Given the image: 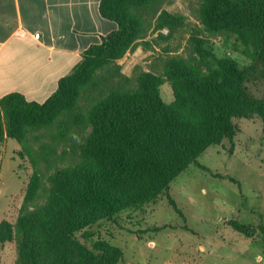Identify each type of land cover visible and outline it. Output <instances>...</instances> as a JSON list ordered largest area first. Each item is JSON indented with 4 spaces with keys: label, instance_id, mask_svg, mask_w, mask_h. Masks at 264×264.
Returning <instances> with one entry per match:
<instances>
[{
    "label": "trees",
    "instance_id": "1",
    "mask_svg": "<svg viewBox=\"0 0 264 264\" xmlns=\"http://www.w3.org/2000/svg\"><path fill=\"white\" fill-rule=\"evenodd\" d=\"M159 2L101 0V15L115 21L116 30L84 52L45 102L27 100L19 92L0 98V141L7 136L26 146L30 131L50 124L59 111L70 110L80 96L82 79L96 64L120 58L152 26L155 14L145 17L141 10ZM199 4L203 30L234 35L239 49L264 61V0ZM162 18L170 28L185 24L183 16L166 11L157 20ZM187 42V55L163 58L164 71L122 74L100 89L85 114L69 125L79 128L78 140H71L79 143L80 152L75 158L71 153L72 161L65 162L70 151L58 161L44 150L26 147L21 153L33 167L27 198L16 223L0 226V241L16 242L15 264H124L122 251L98 232L101 222L155 199L207 147L223 137L232 141L235 118L264 114V101L248 91L250 66L216 56L199 28ZM166 81L175 92L172 103L161 97L159 87ZM46 175L48 184L41 193ZM233 227L245 229L238 222Z\"/></svg>",
    "mask_w": 264,
    "mask_h": 264
},
{
    "label": "rangeland",
    "instance_id": "2",
    "mask_svg": "<svg viewBox=\"0 0 264 264\" xmlns=\"http://www.w3.org/2000/svg\"><path fill=\"white\" fill-rule=\"evenodd\" d=\"M199 3L160 0L141 10L145 17L155 14L152 26L120 58L94 66L82 79L80 96L70 110L59 111L50 124L30 131L26 146L7 136L0 141V226L16 223L27 198L33 167L32 160L21 155L25 148L44 150L48 157L55 156L53 161L70 151L65 162L72 161L71 153L75 158L80 152L79 143L71 140L77 139L79 128L69 125L85 114L100 89L122 74L164 71L163 58L187 55L188 38L197 28L216 56H229L251 67L248 91L264 101V61L239 49L234 35L203 30ZM163 11L183 16L185 24L170 28L167 20H157ZM159 89L166 103L175 100L170 82ZM234 123L237 130L232 141L223 137L207 147L155 199L120 211L116 220L101 222L98 232L122 251L124 264H264V114L235 118ZM63 132L66 137L59 138ZM41 165L47 167L45 162ZM47 176L40 183L41 193ZM233 222L245 229L236 230ZM17 257L15 241H0V264H15Z\"/></svg>",
    "mask_w": 264,
    "mask_h": 264
},
{
    "label": "crops",
    "instance_id": "3",
    "mask_svg": "<svg viewBox=\"0 0 264 264\" xmlns=\"http://www.w3.org/2000/svg\"><path fill=\"white\" fill-rule=\"evenodd\" d=\"M101 0H0V98L45 102L117 23Z\"/></svg>",
    "mask_w": 264,
    "mask_h": 264
}]
</instances>
